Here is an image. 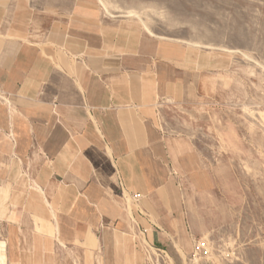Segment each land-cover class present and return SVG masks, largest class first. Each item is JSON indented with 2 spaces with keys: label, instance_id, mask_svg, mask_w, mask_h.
<instances>
[{
  "label": "crops",
  "instance_id": "0c3cea01",
  "mask_svg": "<svg viewBox=\"0 0 264 264\" xmlns=\"http://www.w3.org/2000/svg\"><path fill=\"white\" fill-rule=\"evenodd\" d=\"M203 57L101 0H0L6 264H149L189 243L183 184L197 199L214 180L157 105L185 99Z\"/></svg>",
  "mask_w": 264,
  "mask_h": 264
},
{
  "label": "rangeland",
  "instance_id": "374dc122",
  "mask_svg": "<svg viewBox=\"0 0 264 264\" xmlns=\"http://www.w3.org/2000/svg\"><path fill=\"white\" fill-rule=\"evenodd\" d=\"M101 1L204 56L185 99L157 106L168 140L194 150L214 183L197 199L183 184L189 243L151 252L149 264H264V0Z\"/></svg>",
  "mask_w": 264,
  "mask_h": 264
},
{
  "label": "bare ground",
  "instance_id": "6f19581e",
  "mask_svg": "<svg viewBox=\"0 0 264 264\" xmlns=\"http://www.w3.org/2000/svg\"><path fill=\"white\" fill-rule=\"evenodd\" d=\"M130 14V15H129ZM136 13L130 11L129 16L135 15ZM0 264H6V253H5V243L0 241Z\"/></svg>",
  "mask_w": 264,
  "mask_h": 264
}]
</instances>
